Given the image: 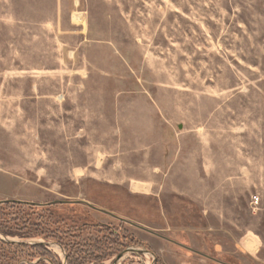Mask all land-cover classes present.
Masks as SVG:
<instances>
[{"label": "rangeland", "instance_id": "1", "mask_svg": "<svg viewBox=\"0 0 264 264\" xmlns=\"http://www.w3.org/2000/svg\"><path fill=\"white\" fill-rule=\"evenodd\" d=\"M55 200L126 220L84 264H264V0H0V237L56 241L17 215L106 247L73 223L113 215ZM45 249L0 264H68Z\"/></svg>", "mask_w": 264, "mask_h": 264}, {"label": "trees", "instance_id": "2", "mask_svg": "<svg viewBox=\"0 0 264 264\" xmlns=\"http://www.w3.org/2000/svg\"><path fill=\"white\" fill-rule=\"evenodd\" d=\"M14 205H19V203H13ZM77 204H84L89 206L87 203L85 202H79ZM72 205V203L70 204ZM44 208H48L43 206ZM41 207V208H43ZM50 207V206H49ZM32 208V207H31ZM96 210V209H95ZM106 214V213H104ZM109 215V214H107ZM28 216V215H27ZM110 216V215H109ZM113 219H117V221L119 222V226L116 227L113 224L110 223H89L88 221H81L80 218L78 223L76 225H74L75 223H73V226L75 227V235L74 237L76 239H81V241L83 240L85 242V239L83 238L84 236V232H88V229H97L95 232L96 233H100L102 234V237H96L95 239H90L92 241L95 240V242H102V246L104 244V242L107 243L106 247H100L99 251L97 254H92L91 251H87L88 255H85L81 260H74L72 257V254L74 253V251H77L76 246L73 245L74 243L71 240V238H67V233L62 231H68V226H66L65 230L62 229V231H60L59 228H49L47 226V223L45 222H39V221H34V219H31L30 217H18L17 215L15 217H13L11 219V226H7L2 230L3 233L5 235H19L21 237H30V236H41L46 240H56L57 242H59L60 245H62L65 250L67 251V263L68 264H84L85 262H89V261H101L105 258H107V256H109L110 254H112V251H114L112 249V247L116 246V245H122L125 244L127 241H129V236L126 235V233H121L119 231V229L122 230V224L125 223L126 220L120 218V217H116V216H112ZM33 220V221H31ZM70 227V226H69ZM73 239V237H72ZM89 239H87V241H90ZM131 241V240H130ZM0 243L1 244H5L4 241H2L0 239ZM91 243V242H90ZM97 243H95L96 245H98ZM91 245V244H89ZM93 245V244H92ZM81 247L82 245H79V243H77V247ZM17 247L19 248H31L34 249L35 251L32 253V256H34V254L38 253V256H44V257H48V252L45 249V246L41 245V244H34V245H23V244H18ZM83 247H85V245L83 244ZM92 247V246H91ZM71 248V249H70ZM101 248H103L104 250H102ZM98 249V248H97ZM80 250V249H79ZM82 250V249H81ZM91 252V253H90Z\"/></svg>", "mask_w": 264, "mask_h": 264}, {"label": "water", "instance_id": "3", "mask_svg": "<svg viewBox=\"0 0 264 264\" xmlns=\"http://www.w3.org/2000/svg\"><path fill=\"white\" fill-rule=\"evenodd\" d=\"M83 200H55V201H52V202H49L48 204H54V203H57V202H63V203H71V202H81ZM0 202H6V201H0ZM91 208L93 209H97V210H100L104 213H109L110 215H113L115 216L114 213L106 210V209H103V208H99V207H96L92 204H90L89 202H86ZM0 239L6 243H10V244H23V245H34V244H41V245H44V246H57L61 251L62 253L65 255V249L62 245H60L58 242L56 241H43V240H37V239H25V240H18V239H15V238H10V237H0ZM131 254H134V255H137L139 257H142L143 255L147 254L151 257V263L150 264H156V255L153 251L147 249V248H144V247H139V246H135V245H131V246H127L125 247L124 249H122L113 259L112 263L111 264H118L119 261L121 259H123L124 257L128 256V255H131ZM42 259V258H38L36 261H28L29 264H37V262ZM22 262L24 261H18L17 264H21ZM53 264V263H51ZM63 264H65V259H63Z\"/></svg>", "mask_w": 264, "mask_h": 264}, {"label": "bare ground", "instance_id": "4", "mask_svg": "<svg viewBox=\"0 0 264 264\" xmlns=\"http://www.w3.org/2000/svg\"><path fill=\"white\" fill-rule=\"evenodd\" d=\"M75 17H76V16H75ZM77 17H78V16H77ZM51 247H52L53 249H55V250L57 249V247H56V246H51Z\"/></svg>", "mask_w": 264, "mask_h": 264}]
</instances>
